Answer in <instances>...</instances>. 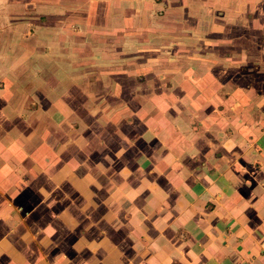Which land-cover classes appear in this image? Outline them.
Masks as SVG:
<instances>
[{"label": "crops", "instance_id": "0c3cea01", "mask_svg": "<svg viewBox=\"0 0 264 264\" xmlns=\"http://www.w3.org/2000/svg\"><path fill=\"white\" fill-rule=\"evenodd\" d=\"M0 18V264H264V0Z\"/></svg>", "mask_w": 264, "mask_h": 264}, {"label": "rangeland", "instance_id": "374dc122", "mask_svg": "<svg viewBox=\"0 0 264 264\" xmlns=\"http://www.w3.org/2000/svg\"><path fill=\"white\" fill-rule=\"evenodd\" d=\"M35 11H37V10H35ZM0 19H4V18H0ZM27 19H29L30 20V24H32V26H36V30H38L41 22L45 23L48 20H52L53 21V20H56L57 18H55V17H49L48 18L47 17L46 18L47 21H44L45 18H43V17L29 16ZM0 23H1V21H0ZM18 23H22V22L19 21ZM95 35H98L99 37H101V40H103V37L107 36L108 34H106V33H96ZM38 40H39V37L36 36V38H34V42L35 43L33 42L34 46H35V44H38ZM3 52H5V51H3ZM17 52H18V50L16 51L15 54H16V56L18 57V59L20 61V65L16 66V69H15L16 72H19L21 74H22V72L23 73H31V72H34V71L39 72L40 63L41 62L44 63V61H42V59L37 55L38 52L35 51V53H33V52L31 53L28 49H25L26 56L30 57V59H32V60H27V61H26V59H24L22 57V51H21L20 54L17 53ZM32 57H34V58H32ZM23 60L28 62V64L25 63L24 66H23Z\"/></svg>", "mask_w": 264, "mask_h": 264}]
</instances>
